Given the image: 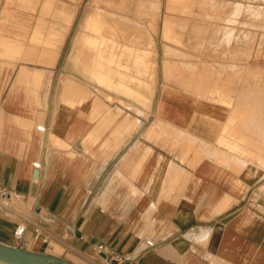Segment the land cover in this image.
Listing matches in <instances>:
<instances>
[{
	"label": "crops",
	"instance_id": "1",
	"mask_svg": "<svg viewBox=\"0 0 264 264\" xmlns=\"http://www.w3.org/2000/svg\"><path fill=\"white\" fill-rule=\"evenodd\" d=\"M9 1L0 0V185L20 195L26 228L15 240L18 218L0 213V242L74 264H264V79L247 80V68L264 70V46L257 63H222L240 72L228 81L230 110L222 92L216 103L173 83L172 65L156 62V21L122 3L108 12L146 24L144 41L120 42L101 22L90 31L92 0H34L19 14ZM240 5L250 12L239 22L263 30L264 0ZM163 8L162 55L173 48ZM103 75L113 86L96 82ZM99 243L125 260L109 261Z\"/></svg>",
	"mask_w": 264,
	"mask_h": 264
},
{
	"label": "rangeland",
	"instance_id": "2",
	"mask_svg": "<svg viewBox=\"0 0 264 264\" xmlns=\"http://www.w3.org/2000/svg\"><path fill=\"white\" fill-rule=\"evenodd\" d=\"M115 1L122 3L124 9L130 12V16L139 18L140 21L148 18L156 21L159 53L156 55V62L159 68L163 62L172 65L170 74L173 83L181 85L182 89L192 93L198 92L199 96L216 103L224 97L225 101L222 104L230 110L234 108V93L228 81L233 80L234 75L240 72H226L227 67L224 68L222 63H247L248 65L257 63L260 59L258 56L260 48L264 46V27L261 30L257 25L239 22V17L250 12L247 7L240 5L247 3V0H199L198 9L200 11L202 9L203 21L198 25L189 23L191 17H196L193 12L196 0H167L169 36L166 41L173 48L167 49V53L163 55L160 31L164 15V0H92L86 7L87 11L96 15L92 23L101 22L102 32L112 30L118 33L120 42H122V36L128 37L127 34L136 33L140 35L141 42L144 41V32L147 33V25L117 14L110 15L108 11L112 9ZM8 6V11L12 14H19L21 9L31 12L35 10L34 0H10ZM98 6L102 8L99 9ZM44 8L45 15L53 14L51 3ZM77 10L79 11V8ZM187 18L188 22H186ZM88 29L99 32L100 24H91ZM250 29L253 31L251 32ZM124 42H130V40L124 39ZM176 49H181L183 53ZM145 59L148 60L149 56ZM229 69L235 68L229 67ZM247 69V80L264 79V70L258 67ZM157 75L161 85L162 73L158 71ZM221 92L224 93L223 97Z\"/></svg>",
	"mask_w": 264,
	"mask_h": 264
},
{
	"label": "built area",
	"instance_id": "3",
	"mask_svg": "<svg viewBox=\"0 0 264 264\" xmlns=\"http://www.w3.org/2000/svg\"><path fill=\"white\" fill-rule=\"evenodd\" d=\"M40 130H42L41 127H39ZM33 166L35 168L39 167L38 163H34ZM20 200V195L18 193L12 192L8 190L7 188L0 185V213L8 218L17 219L18 222L16 225V228L14 230V239L20 240L25 232V221L26 217L21 214V212L15 207V202ZM14 217V218H13ZM20 218V219H19ZM38 227H35V236L37 237L38 234ZM148 245H152L151 241H146ZM96 250L99 254L104 255L106 259L113 260L114 262H121L125 259L117 257V255L114 254L113 250L110 249L107 245L104 243H99L96 246Z\"/></svg>",
	"mask_w": 264,
	"mask_h": 264
},
{
	"label": "water",
	"instance_id": "4",
	"mask_svg": "<svg viewBox=\"0 0 264 264\" xmlns=\"http://www.w3.org/2000/svg\"><path fill=\"white\" fill-rule=\"evenodd\" d=\"M0 263L3 264H74L47 253L33 252L0 242Z\"/></svg>",
	"mask_w": 264,
	"mask_h": 264
},
{
	"label": "bare ground",
	"instance_id": "5",
	"mask_svg": "<svg viewBox=\"0 0 264 264\" xmlns=\"http://www.w3.org/2000/svg\"><path fill=\"white\" fill-rule=\"evenodd\" d=\"M46 13H47V12H46ZM91 24H95V25H96V24H99V22H98V23H92V22H91ZM87 25H88V24H87ZM87 27H88V26H87ZM94 31H95V30H94ZM96 31H97V29H96ZM96 33H98V32H96ZM91 34H92V33H91ZM94 35H95V34H94ZM89 37H90V36H89ZM99 38H100V37H99ZM28 40H29V39H28ZM94 40H95V39H94ZM90 41H91V40H90ZM90 41H89V42H90ZM98 41H99V40H98ZM105 41H106V40L104 39V42H105ZM44 42H45V41H44ZM87 42H88V39H87ZM91 42H92V41H91ZM91 42H90V43H91ZM101 42H103V41H101ZM92 43H94V41H93ZM92 43H91V44H92ZM95 43H97V41H95ZM85 44H86V42H85ZM88 44H89V43H88ZM100 45H101V43H100ZM103 45H104V44H103ZM89 46H90V45H89ZM98 46H99V43H98ZM101 46H102V45H101ZM101 46H100V47H101ZM112 46H113V45H112ZM90 48H91V47H90ZM91 49H92V48H91ZM92 50H93V49H92ZM96 50H97V49H96ZM101 50H102V47H101ZM103 52H104V50H103ZM99 53H100V56H99V55H97V56H99L100 58H98V57L96 56V57L99 59V60L97 59L98 61H100V59L102 58V57H101V52H99ZM97 54H98V52H97ZM76 58H77V57H76ZM103 59H104V58H103ZM103 59H101V60L103 61ZM78 60H79V58H78ZM93 60H94V59H93ZM104 60H105V59H104ZM112 60H113V59H112ZM103 62H104V61H103ZM106 62H107V61H106ZM108 62H110V61H108ZM77 63H78V62H77ZM79 63H80V62H79ZM81 63H82V61H81ZM113 63H114V60H113ZM113 63H111V64H113ZM96 64H97V63H96ZM98 64H99V63H98ZM97 67H98V66H97ZM92 69H93V68H92ZM125 69H126V68H125ZM126 70H127V69H126ZM127 72H128V71H127ZM91 73H92V75L94 74L93 72H91ZM97 74H98V72H97ZM97 74H96V76H97ZM99 75H102V74L99 72ZM90 76H91V75H90ZM94 76H95V75H94ZM96 76H95V77H96ZM97 78H98V77H97ZM106 78H107V76H106ZM104 79H105V77H104V75H103V80H100V81L96 80V82H101V81H102V82H104V81L107 82V80H104ZM108 79H109V78H108ZM111 80H112V79H111ZM67 81H68V79H67ZM93 81H94V80H93ZM106 82H104V83H106ZM104 83H103V84H104ZM108 83H109V84L106 83V86H107V85H112V84H110V81H109ZM66 84H67V83H65V85H66ZM72 84H74V83H72ZM98 84H99V83H98ZM119 84H120V83H119ZM104 85H105V84H104ZM63 86H64V85H63ZM67 86H68V85H67ZM78 86H79V85H78ZM78 86H77V87H78ZM112 86H113V85H112ZM112 86H111V88H113ZM64 87H65V86H64ZM79 87H80V86H79ZM115 87H116V86H115ZM84 88H85V87H84ZM123 88H124V87H123ZM114 89H115V88H114ZM116 89H117V88H116ZM124 90H125V89H124ZM120 91H121V90H120ZM65 92H66V91H65ZM67 92H68V90H67ZM67 94H68V93H67ZM137 94H138V93H137ZM131 95H133V94H131ZM143 97H144V96H143ZM73 98H74V97H73ZM75 98H76V97H75ZM135 98H136V96H135ZM138 98H139V97H138ZM76 99H77V98H76ZM130 99H131V98H130ZM99 102H100V101H99ZM93 104H94V103H93ZM96 106H97V105H96ZM96 106H95V107H96ZM96 108H97V107H96ZM94 114H95V113H94ZM40 239H41V236L38 237V240H40ZM2 264H3V263H2Z\"/></svg>",
	"mask_w": 264,
	"mask_h": 264
}]
</instances>
